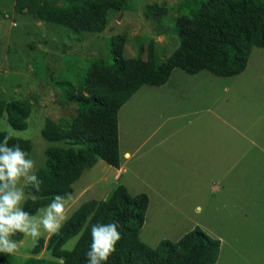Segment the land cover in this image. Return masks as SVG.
Wrapping results in <instances>:
<instances>
[{
	"label": "rangeland",
	"instance_id": "rangeland-1",
	"mask_svg": "<svg viewBox=\"0 0 264 264\" xmlns=\"http://www.w3.org/2000/svg\"><path fill=\"white\" fill-rule=\"evenodd\" d=\"M183 1L124 0L102 31L75 33L16 12L15 0H0V98L30 106L25 129H12L3 113L0 130L30 141L36 169L47 146L75 147L40 136L46 119L74 114L75 105L59 98L60 82L75 85L93 59L109 60L115 37L122 38L124 57H144L153 40L156 60L165 59L177 45L172 20ZM156 7L165 16H155ZM117 135L119 167L98 159L82 171L65 198L67 218L82 202L104 199L122 184L128 194L148 197L138 231L146 245L175 241L197 225L219 239L214 264H264V46L250 49L235 76L174 68L164 84L141 85L118 109ZM49 234L41 236L44 243ZM77 236L62 248L71 249ZM17 242L10 254L16 264L28 257L62 264L44 245L31 254L30 237L21 234Z\"/></svg>",
	"mask_w": 264,
	"mask_h": 264
},
{
	"label": "trees",
	"instance_id": "trees-1",
	"mask_svg": "<svg viewBox=\"0 0 264 264\" xmlns=\"http://www.w3.org/2000/svg\"><path fill=\"white\" fill-rule=\"evenodd\" d=\"M173 17L172 27L177 45L163 60L154 56V41L143 50L144 57H124L122 38L109 43V60L95 58L75 85L61 81V102L74 104V114L65 119H46L40 136L48 142H65L72 146L49 145L44 149V165L36 169L42 181L39 191L24 188L28 198L23 209L34 214L60 195L68 197L72 183L82 171L98 159L118 168L117 112L120 106L141 86L164 84L172 69L186 74L205 70L218 77L241 73L252 47L264 46V0H184ZM124 0H15L14 10L65 27L75 33L102 31L113 14L122 9ZM181 7V8H180ZM156 7L155 16H165ZM154 16V17H155ZM30 106L23 101L0 98V118L5 113L14 130L26 128ZM7 131L0 130V142ZM11 135V134H10ZM18 144L30 154L28 139L11 135L9 145ZM148 205L144 192L128 194L116 184L104 199H88L79 204L63 222L58 233L49 234L45 243L39 237L31 247L36 254L45 246L62 264H87L86 253L92 242L91 227L118 222L120 240L102 264H214L219 239L195 225L177 240L161 239L150 247L139 240ZM78 235L71 249L64 242ZM21 233L12 237L18 240ZM42 258L28 257L21 264H42ZM0 264H16L11 255L0 253Z\"/></svg>",
	"mask_w": 264,
	"mask_h": 264
},
{
	"label": "clouds",
	"instance_id": "clouds-1",
	"mask_svg": "<svg viewBox=\"0 0 264 264\" xmlns=\"http://www.w3.org/2000/svg\"><path fill=\"white\" fill-rule=\"evenodd\" d=\"M10 139L9 134L0 142V253L7 254L18 250V242L12 239L16 233L30 237L35 244L45 232L58 233L67 219L66 200L60 195L38 209L36 214L23 209L24 188L32 186L39 191L42 181L29 154L18 144L10 146ZM118 226V222H113L91 227L92 242L86 253L87 264L107 261L121 238Z\"/></svg>",
	"mask_w": 264,
	"mask_h": 264
},
{
	"label": "crops",
	"instance_id": "crops-1",
	"mask_svg": "<svg viewBox=\"0 0 264 264\" xmlns=\"http://www.w3.org/2000/svg\"><path fill=\"white\" fill-rule=\"evenodd\" d=\"M227 146H229V145H227ZM228 149H229V148H228ZM123 154H124V157H127V152H124Z\"/></svg>",
	"mask_w": 264,
	"mask_h": 264
}]
</instances>
